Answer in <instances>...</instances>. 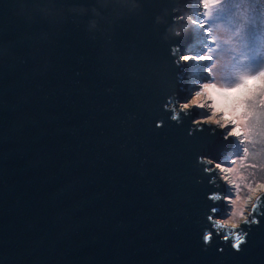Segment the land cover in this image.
I'll list each match as a JSON object with an SVG mask.
<instances>
[{"label": "water", "instance_id": "1", "mask_svg": "<svg viewBox=\"0 0 264 264\" xmlns=\"http://www.w3.org/2000/svg\"><path fill=\"white\" fill-rule=\"evenodd\" d=\"M165 6L144 0L141 16L92 40L0 0V264H264V214L239 252L223 232L203 244L224 207L209 196L225 186L197 157L220 159L232 140L196 130L195 107L180 124L164 109L185 94L186 68L154 26Z\"/></svg>", "mask_w": 264, "mask_h": 264}, {"label": "clouds", "instance_id": "2", "mask_svg": "<svg viewBox=\"0 0 264 264\" xmlns=\"http://www.w3.org/2000/svg\"><path fill=\"white\" fill-rule=\"evenodd\" d=\"M17 15L28 22L37 19L47 22L53 28H58L71 22L77 27H83L92 40L98 38L110 39L117 25L131 17H139L144 11V0H14ZM171 7H163L154 17V26L163 27L161 39L169 46V54L177 67L189 62L201 63L211 61L204 71L211 76L212 82L196 81L199 90L194 91L190 99L181 101L173 92L164 104V109L172 114L170 119L182 123L184 117L191 115V109H208L210 115L196 116L192 125L201 130L198 125H215V131L222 134L225 141L232 138L238 145L239 155L231 157V167H223L205 155L197 157V164L203 165V172L211 174L216 169L224 173V181L234 185L235 199L224 196L223 199L231 205L226 218L214 215L207 217L213 230L205 229L202 241L209 246L213 241V232L220 235L227 243L231 240L233 250L239 252L241 245L246 243L248 233L244 226L258 225L259 219L253 215L260 212L261 196L264 193V183L246 182L249 161L260 160L259 167L264 169V86L258 88L250 96L231 106L217 103V96L247 86L248 81L264 80V64H261L253 75H248L244 69V61L249 54L264 58V0H167ZM203 30V35H200ZM193 34L196 39L189 49L202 47L199 54L194 50L181 51L173 41ZM199 33V38H198ZM47 39V34H41ZM254 39V46H253ZM201 40L203 43H201ZM5 46L0 43V57L5 53ZM216 95H213V94ZM158 121L156 126L162 127ZM227 130V131H225ZM192 131L189 135H192ZM236 149L233 150L234 153ZM252 168L257 164L252 163ZM216 180L213 178L212 183ZM241 185L248 194L242 196ZM214 202L221 200V193L214 192L209 196ZM251 205V208H248ZM212 213L217 209L213 208ZM251 217V219H249ZM222 251V249H221Z\"/></svg>", "mask_w": 264, "mask_h": 264}, {"label": "rangeland", "instance_id": "3", "mask_svg": "<svg viewBox=\"0 0 264 264\" xmlns=\"http://www.w3.org/2000/svg\"><path fill=\"white\" fill-rule=\"evenodd\" d=\"M202 32L203 30H200L201 36L203 35ZM191 36L193 37V43H194L196 37L193 34H191ZM198 38H199V33H198ZM201 43H203L202 40H201ZM254 43L255 42L253 39V46H254ZM189 45L190 43L188 41L186 46L183 47L181 51L183 52L185 50H190V51L194 50L196 54H199V49L202 47L201 45H197L196 49H189ZM210 63L211 61H203L201 63L189 62L185 64L186 65L185 70L179 73V76H185V78L179 77V81L183 80L185 83L184 84L182 82L181 84V88L185 91V94L182 93L180 95H176L177 99L181 101H185V102L187 101V99H190L194 91L199 90V85L198 83H196V81L206 82V83L212 82L213 78L204 71L205 67H207L208 64ZM261 64H264V58L249 54V59L247 61H244V69L246 70L248 75H253L258 70ZM261 86H264V80H260V79L254 80V81L250 80L247 86H243L242 88H240L239 91H233L227 94L218 95L217 103L221 105L231 106L233 103L240 102L245 97L250 96L254 92L255 89L257 90ZM213 95H216V94L214 93ZM196 110L197 112L192 114V119H194L196 116L204 117L206 115L211 114L208 109H197L196 108ZM211 126H214V125H211ZM231 140H232V145H231L230 150L224 149L221 152L220 159H215V158L210 157L214 161L221 163L223 167H231L232 166L231 157L240 154L238 150V145L232 138ZM234 149H236L234 153H229V152H233ZM248 163H249V167L247 170L248 180L246 182L252 183L253 186H255L256 183H264V169L259 167L260 160L249 161ZM252 163H256L257 167L252 168L251 167ZM215 171H218L219 175H216V178L218 179H220V177L224 175V173H220L219 169H216ZM222 181L224 183L225 190L221 192V196L222 197L228 196L232 199H235V195H236L235 186L229 184L227 181H224L223 179ZM241 189L242 191L240 194L242 196H246L248 194L247 189H245L243 185H241ZM248 208L250 209L251 205H248ZM230 210H231V205L224 200V207L219 211V216L217 218H226L228 214L230 213Z\"/></svg>", "mask_w": 264, "mask_h": 264}, {"label": "snow or ice", "instance_id": "4", "mask_svg": "<svg viewBox=\"0 0 264 264\" xmlns=\"http://www.w3.org/2000/svg\"><path fill=\"white\" fill-rule=\"evenodd\" d=\"M249 82H250V81H248L247 83H249ZM242 87H243V86H241V88H242ZM239 90H240V89H236V90H233V91H239ZM233 91H232V92H233Z\"/></svg>", "mask_w": 264, "mask_h": 264}, {"label": "trees", "instance_id": "5", "mask_svg": "<svg viewBox=\"0 0 264 264\" xmlns=\"http://www.w3.org/2000/svg\"><path fill=\"white\" fill-rule=\"evenodd\" d=\"M261 87H262V86H261ZM254 91H256V89H255Z\"/></svg>", "mask_w": 264, "mask_h": 264}, {"label": "bare ground", "instance_id": "6", "mask_svg": "<svg viewBox=\"0 0 264 264\" xmlns=\"http://www.w3.org/2000/svg\"><path fill=\"white\" fill-rule=\"evenodd\" d=\"M217 175V174H216Z\"/></svg>", "mask_w": 264, "mask_h": 264}]
</instances>
